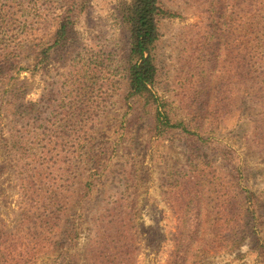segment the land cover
<instances>
[{
	"label": "rangeland",
	"instance_id": "1",
	"mask_svg": "<svg viewBox=\"0 0 264 264\" xmlns=\"http://www.w3.org/2000/svg\"><path fill=\"white\" fill-rule=\"evenodd\" d=\"M161 1L177 15L161 23L147 100L130 96V0H0V53L25 68L0 84L9 257L264 264V94L251 83L264 0ZM67 16L72 40L41 61ZM158 110L180 127L159 128Z\"/></svg>",
	"mask_w": 264,
	"mask_h": 264
},
{
	"label": "trees",
	"instance_id": "2",
	"mask_svg": "<svg viewBox=\"0 0 264 264\" xmlns=\"http://www.w3.org/2000/svg\"><path fill=\"white\" fill-rule=\"evenodd\" d=\"M252 7H262V0H252L249 4ZM224 9V7H222ZM262 13V10H261ZM177 14L165 8L161 0H130L124 7V20L128 26L130 34V52H129V89L131 97H138L143 99H151L154 97L153 86L158 76V68L155 62V46L161 37L160 26L165 18L175 17ZM73 17L67 16L64 18L58 29L55 41L47 49L43 50L37 57L41 61H45L50 57V51L54 48L60 49L66 46L73 38L71 32L73 30ZM19 56L17 52H5L0 53V84L3 86L8 85L6 82L10 74L9 72L25 70L21 66V62L16 61ZM254 87V93L264 94V74L260 73L251 81ZM157 113V125L159 128H175L180 127L177 124H172L168 115L161 113L160 110ZM186 131L188 130L184 127ZM2 246L0 243V264H35L38 262L40 256L37 252L34 256L27 258L26 261L22 258L9 257L8 249L15 248L14 244H8ZM16 245H20L16 243ZM34 249L38 251V244L32 243ZM133 262V259L126 261V264ZM187 257L176 258L174 264H188Z\"/></svg>",
	"mask_w": 264,
	"mask_h": 264
}]
</instances>
